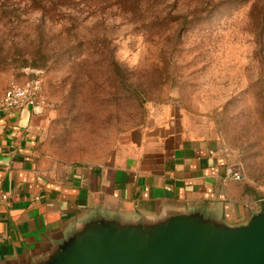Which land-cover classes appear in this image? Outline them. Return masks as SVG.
Segmentation results:
<instances>
[{
	"label": "rangeland",
	"instance_id": "374dc122",
	"mask_svg": "<svg viewBox=\"0 0 264 264\" xmlns=\"http://www.w3.org/2000/svg\"><path fill=\"white\" fill-rule=\"evenodd\" d=\"M36 77L57 160L104 163L172 105L264 181V0H0V94Z\"/></svg>",
	"mask_w": 264,
	"mask_h": 264
},
{
	"label": "crops",
	"instance_id": "0c3cea01",
	"mask_svg": "<svg viewBox=\"0 0 264 264\" xmlns=\"http://www.w3.org/2000/svg\"><path fill=\"white\" fill-rule=\"evenodd\" d=\"M48 113L0 108V264L28 263L96 212L138 220L200 209L240 225L264 210L263 177L233 166L202 114L164 105L111 159L87 164L43 150ZM230 166L242 180L225 178Z\"/></svg>",
	"mask_w": 264,
	"mask_h": 264
},
{
	"label": "water",
	"instance_id": "95a60500",
	"mask_svg": "<svg viewBox=\"0 0 264 264\" xmlns=\"http://www.w3.org/2000/svg\"><path fill=\"white\" fill-rule=\"evenodd\" d=\"M26 264H264V210L240 225L200 209L138 220L96 212Z\"/></svg>",
	"mask_w": 264,
	"mask_h": 264
},
{
	"label": "built area",
	"instance_id": "2783aa9c",
	"mask_svg": "<svg viewBox=\"0 0 264 264\" xmlns=\"http://www.w3.org/2000/svg\"><path fill=\"white\" fill-rule=\"evenodd\" d=\"M48 110L53 108L44 93L41 77L29 79L22 83L11 84L0 97V108L9 110L13 115L24 108ZM225 178L228 180H242L240 171L230 166L226 169Z\"/></svg>",
	"mask_w": 264,
	"mask_h": 264
}]
</instances>
